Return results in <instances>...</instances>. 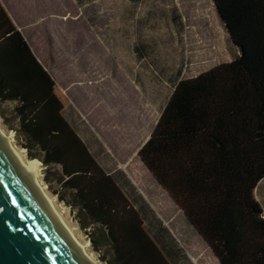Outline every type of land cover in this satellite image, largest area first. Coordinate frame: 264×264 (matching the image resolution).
<instances>
[{"label": "trees", "instance_id": "16d2710c", "mask_svg": "<svg viewBox=\"0 0 264 264\" xmlns=\"http://www.w3.org/2000/svg\"><path fill=\"white\" fill-rule=\"evenodd\" d=\"M213 2L239 55L172 82L138 155L220 264H264V216L254 197L264 179V0ZM0 103L13 104L0 116L30 162L47 172L60 167L61 187L93 225L94 248L107 247L108 264H170L117 178L65 119L51 78L1 4Z\"/></svg>", "mask_w": 264, "mask_h": 264}, {"label": "rangeland", "instance_id": "374dc122", "mask_svg": "<svg viewBox=\"0 0 264 264\" xmlns=\"http://www.w3.org/2000/svg\"><path fill=\"white\" fill-rule=\"evenodd\" d=\"M2 2L51 78L65 119L99 166L117 178L168 262L220 264L138 155L173 91L172 82L197 77L239 55L213 0ZM0 126L30 162L24 141L1 116ZM39 164L45 190L67 208L70 223L98 261L108 264L107 247L94 248L93 225L61 187L60 167L47 172ZM254 197L264 216V180Z\"/></svg>", "mask_w": 264, "mask_h": 264}, {"label": "water", "instance_id": "95a60500", "mask_svg": "<svg viewBox=\"0 0 264 264\" xmlns=\"http://www.w3.org/2000/svg\"><path fill=\"white\" fill-rule=\"evenodd\" d=\"M0 264H88L1 130Z\"/></svg>", "mask_w": 264, "mask_h": 264}, {"label": "bare ground", "instance_id": "6f19581e", "mask_svg": "<svg viewBox=\"0 0 264 264\" xmlns=\"http://www.w3.org/2000/svg\"><path fill=\"white\" fill-rule=\"evenodd\" d=\"M0 130L3 132L4 136L6 137L7 141L13 148V150L17 153V155L20 157V159L24 162V164L27 166L31 174L33 175L39 192L41 196L43 197L44 201L46 202L48 208L50 209L51 213L55 217V219L59 222V224L62 226V228L66 231V233L70 236L72 239L76 249L79 251V253L83 256V258L86 260L88 264H102L98 261V259L93 255L90 245L87 242H84L79 233L78 229L73 226L69 219H68V210L67 208L63 207L62 205L58 204V201L54 196H51L44 187V184L42 182V169L39 163L37 162H29L26 160L24 151L18 149L14 144L12 140V136L10 134H7L4 129L0 126Z\"/></svg>", "mask_w": 264, "mask_h": 264}, {"label": "crops", "instance_id": "0c3cea01", "mask_svg": "<svg viewBox=\"0 0 264 264\" xmlns=\"http://www.w3.org/2000/svg\"><path fill=\"white\" fill-rule=\"evenodd\" d=\"M0 4L3 5L2 0H0ZM2 7H4V6H2ZM12 106H13V104H10V103H2V104L0 103L1 110H3L4 114L7 115V116H9L10 107H12Z\"/></svg>", "mask_w": 264, "mask_h": 264}]
</instances>
